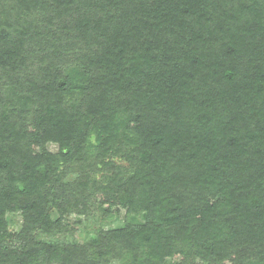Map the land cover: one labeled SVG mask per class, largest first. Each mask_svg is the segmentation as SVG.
Returning a JSON list of instances; mask_svg holds the SVG:
<instances>
[{"label": "trees", "instance_id": "1", "mask_svg": "<svg viewBox=\"0 0 264 264\" xmlns=\"http://www.w3.org/2000/svg\"><path fill=\"white\" fill-rule=\"evenodd\" d=\"M113 262L264 264V0H0V264Z\"/></svg>", "mask_w": 264, "mask_h": 264}, {"label": "rangeland", "instance_id": "2", "mask_svg": "<svg viewBox=\"0 0 264 264\" xmlns=\"http://www.w3.org/2000/svg\"><path fill=\"white\" fill-rule=\"evenodd\" d=\"M48 150H50L51 152H56L57 149H56L55 145H48ZM123 216H124V213H123V211H121V214L119 216L120 221L123 220ZM8 219L13 223V225H12L13 230H17L20 227L21 217L18 214L8 216ZM86 224H87V222L83 221V224L81 226L75 227L76 228L75 239H77L79 242H82L83 239L86 237L85 232L87 231V229H89L91 231V230H94L97 227H101V226L104 227V229L109 228V225L107 222H102L100 220H98L97 222L95 220L94 222L89 223L90 225L89 226L87 225L88 227L85 226ZM111 225H113V224H110V226ZM112 264H118V263L113 262Z\"/></svg>", "mask_w": 264, "mask_h": 264}]
</instances>
